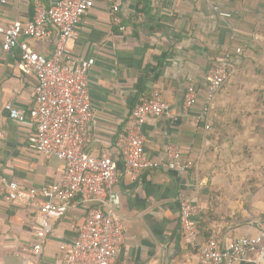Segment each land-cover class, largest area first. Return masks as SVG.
Instances as JSON below:
<instances>
[{"label": "crops", "instance_id": "obj_1", "mask_svg": "<svg viewBox=\"0 0 264 264\" xmlns=\"http://www.w3.org/2000/svg\"><path fill=\"white\" fill-rule=\"evenodd\" d=\"M59 1L0 4V21L26 23L33 19L38 2L51 6ZM121 1V24L117 25L109 0H94L71 43L77 58L94 61L90 94L95 120L90 126V153L98 156L107 150L120 162V144L131 112L154 88L163 92L170 109L148 119L143 128L145 151L153 166L134 179L119 164L116 189L126 241L115 264H196L179 226L178 195L184 192L195 205L210 208L197 217L202 232L201 221L214 211L212 190L224 178L219 169L225 161L218 156L213 123L199 118L207 76L225 51L231 52L232 64L239 67L237 73L255 60V52L264 42V0ZM218 11L231 17H221ZM22 40L51 56L56 37L48 42ZM19 61V51L4 52L0 39V264H62L60 245L77 237L86 219V204L78 202L66 217L52 221L53 232L36 262L26 258L25 249L37 242L38 209L44 199L21 206L8 196L10 182H17L23 193L59 182L65 169L62 161L45 159L34 150L30 138L36 133L35 126L14 122L4 110L7 104L26 110L34 104L36 79L19 71ZM238 75L235 73V79ZM235 83L221 91L212 112L224 108L227 113ZM190 86L198 90L199 98L186 116L183 101ZM169 146L177 147L190 162L186 172L165 167ZM242 216L248 217L246 213ZM210 226L212 235L224 231L222 241L228 244L260 232V226L251 221L233 227L218 220Z\"/></svg>", "mask_w": 264, "mask_h": 264}, {"label": "built area", "instance_id": "obj_2", "mask_svg": "<svg viewBox=\"0 0 264 264\" xmlns=\"http://www.w3.org/2000/svg\"><path fill=\"white\" fill-rule=\"evenodd\" d=\"M14 1L0 0V4ZM109 2L113 21L120 25L122 1ZM93 7L94 0H60L51 6L38 2L31 21H0L3 51H19V71L24 76L35 77L37 82L32 108L26 110L7 104L4 110L14 122L36 127L30 142L39 155L45 159L56 158L65 166L62 178L53 184L31 188L23 193L17 182L7 184L8 196L14 204L36 205L40 198L44 199L38 209L40 227L36 232L37 242L32 248L25 249L26 258L36 262L53 232L52 221L63 219L81 202L87 206L86 219L77 237L60 245L62 264H115L126 241L119 211L120 194L116 189L119 164L123 173L134 179L153 166L145 151L143 128L148 119L163 116L170 109L163 92L154 88L149 100L140 102L131 112L126 135L120 144V162L114 160L107 150L98 156L90 153L93 141L90 126L95 120L90 94V72L94 61L77 58L71 43L77 38L79 25ZM219 15L231 17L228 12H219ZM54 37L51 56L37 52L22 40L48 42ZM236 52L240 53V48ZM232 63L231 52L225 51L210 67L199 116L206 123L223 87L233 74ZM198 98V90L194 86L188 87L183 101L186 116L191 114ZM167 154V169L186 172L190 168V162L184 160L177 147L169 146ZM178 202L179 226L189 241L196 264H259L264 250V224L256 221L260 226L257 236L240 237L230 244L226 241L219 243L215 234L203 241L197 217L210 208L195 205L184 192L179 193Z\"/></svg>", "mask_w": 264, "mask_h": 264}, {"label": "rangeland", "instance_id": "obj_3", "mask_svg": "<svg viewBox=\"0 0 264 264\" xmlns=\"http://www.w3.org/2000/svg\"><path fill=\"white\" fill-rule=\"evenodd\" d=\"M255 55V60L238 73L234 72L233 75L239 74L235 79L237 85L232 88L237 92L231 91L226 106L227 113L245 106L250 115L240 122L241 127L231 121V124L224 123L226 131L222 137L218 136L223 144L216 142L218 156L225 157L219 169L224 178L215 187L217 205L214 203L223 221L231 215L234 222L242 218L257 221L264 215V42ZM243 213L248 217H243Z\"/></svg>", "mask_w": 264, "mask_h": 264}, {"label": "trees", "instance_id": "obj_4", "mask_svg": "<svg viewBox=\"0 0 264 264\" xmlns=\"http://www.w3.org/2000/svg\"><path fill=\"white\" fill-rule=\"evenodd\" d=\"M233 66V74L234 72H237L239 67L236 66L235 64H232ZM231 76L230 80L227 82V84L223 87V89L225 87H227V85L231 84V82L235 81V75ZM237 84H234V86H236ZM222 89V90H223ZM263 93H264V90H262ZM149 96L148 95L147 97H145L142 101H148L149 100ZM246 109L245 106H242L241 105V108L236 110V111H231L230 113H226L224 108L222 109H219V110H214L211 115H210V120H209V123L212 122L213 123V129H212V132L213 134H215V140L221 145L223 144V140L221 138H219L218 136L220 135L222 137V132L223 131H226L225 130V126H224V123L228 122L229 124L230 121L233 123V124H236L238 125V127H241V123L243 121L244 118H247L249 117V113L250 112H246ZM248 111V110H247ZM248 113V114H247ZM226 114H227V117H226ZM217 116H219V119L217 118ZM227 134V133H226ZM234 135H237V132H235ZM215 189L212 190V194L213 195H216L215 194ZM217 205V202L215 203ZM219 210L217 207L214 206V211L211 212L210 214H208V220L206 219H203L201 221L202 223V226L204 228V230L201 232V240L205 241L207 239L210 238V236L212 235V233L214 232L213 228L210 226L211 225V222L214 221H222L224 223L225 226L227 225H231L233 227H236V226H241V225H244V224H247L248 222H256V220H248V218H242L240 220V222H234V218H231L230 216H227V218H225V221H223L222 217L219 215ZM239 219V218H238ZM260 221L262 224H264V215L260 216L259 220H257V222ZM206 226V227H205ZM223 238H224V231L221 232L218 236V241L219 243H222L223 241ZM240 264H255V263H251V262H241Z\"/></svg>", "mask_w": 264, "mask_h": 264}, {"label": "water", "instance_id": "obj_5", "mask_svg": "<svg viewBox=\"0 0 264 264\" xmlns=\"http://www.w3.org/2000/svg\"><path fill=\"white\" fill-rule=\"evenodd\" d=\"M259 264H264V250L262 251V253L260 255Z\"/></svg>", "mask_w": 264, "mask_h": 264}]
</instances>
